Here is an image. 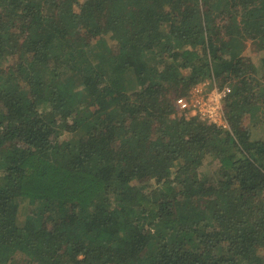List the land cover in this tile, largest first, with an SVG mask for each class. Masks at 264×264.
<instances>
[{
    "label": "trees",
    "instance_id": "trees-1",
    "mask_svg": "<svg viewBox=\"0 0 264 264\" xmlns=\"http://www.w3.org/2000/svg\"><path fill=\"white\" fill-rule=\"evenodd\" d=\"M58 2L0 0V264H264V0Z\"/></svg>",
    "mask_w": 264,
    "mask_h": 264
},
{
    "label": "built area",
    "instance_id": "built-area-1",
    "mask_svg": "<svg viewBox=\"0 0 264 264\" xmlns=\"http://www.w3.org/2000/svg\"><path fill=\"white\" fill-rule=\"evenodd\" d=\"M209 87L212 89L209 90ZM229 91L230 87H220L211 78L195 86L189 96L177 99V114L186 118L198 116L209 124L230 129L223 106V100Z\"/></svg>",
    "mask_w": 264,
    "mask_h": 264
},
{
    "label": "rangeland",
    "instance_id": "rangeland-1",
    "mask_svg": "<svg viewBox=\"0 0 264 264\" xmlns=\"http://www.w3.org/2000/svg\"><path fill=\"white\" fill-rule=\"evenodd\" d=\"M62 1H64V0H59L60 3ZM254 54H255V51L252 52V55H254ZM32 70L35 71L34 69H32ZM31 73L32 72L27 73V71H26L24 73V76L29 77ZM254 120H255V114H253V113L250 112L247 115H245L244 121H243V124H242V127H241V129H242V131H243V133L245 135H250L251 134V129L253 130L252 124L255 122ZM24 219H25V216L24 215H21L20 216V222L23 223L24 222ZM21 227H23V226H21Z\"/></svg>",
    "mask_w": 264,
    "mask_h": 264
}]
</instances>
